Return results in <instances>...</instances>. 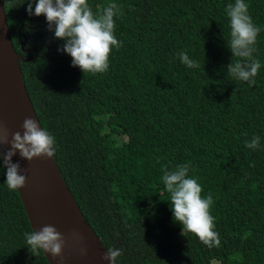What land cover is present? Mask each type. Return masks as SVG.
I'll list each match as a JSON object with an SVG mask.
<instances>
[{"label": "trees", "instance_id": "16d2710c", "mask_svg": "<svg viewBox=\"0 0 264 264\" xmlns=\"http://www.w3.org/2000/svg\"><path fill=\"white\" fill-rule=\"evenodd\" d=\"M29 2L38 0H3L14 49L34 54L22 51L25 37L37 51L20 62L27 92L55 137L63 180L104 246L120 251L117 264H264V0H245L261 29L254 86L227 74L240 59L227 45L235 0H88L94 13L122 6L114 35L123 45L97 74L72 65ZM181 51L199 68L181 63ZM254 136L257 150L245 146ZM189 162L202 197L213 196L219 247L173 219L162 176ZM5 181L0 167V264H49L25 245L32 229Z\"/></svg>", "mask_w": 264, "mask_h": 264}, {"label": "clouds", "instance_id": "9594fccd", "mask_svg": "<svg viewBox=\"0 0 264 264\" xmlns=\"http://www.w3.org/2000/svg\"><path fill=\"white\" fill-rule=\"evenodd\" d=\"M121 7L113 2L107 4L102 12L94 13L88 0H38L34 9L33 3H28L27 12L30 16L46 17L49 31L54 32L55 38L65 41L59 51L72 57L73 66H79L85 74H97L108 71L112 50H119L123 45L114 35V17L122 15ZM248 9L249 5L245 0H235L234 4H229L226 8L230 23L227 45L233 57L240 58L236 61L232 59L227 66V74L234 80L254 86L261 63L254 58L253 53L256 51L257 36L261 29L253 23ZM178 57L188 68L200 66L186 51L179 52ZM22 127L23 133L15 132L9 141L7 130L0 126V145H11L6 153L0 149V167L6 169L5 183L10 191L24 187L27 180L26 175L21 174V165L12 162L17 150L22 158L29 161L41 156L51 158L56 153L55 137L47 129L41 128L36 119L25 118ZM245 146L251 150L259 149L260 137L254 136L251 141H245ZM190 168L189 162L176 165L173 170H165L163 173L162 180L170 194L168 201L173 219L183 225V235L190 232L208 248L219 247L221 240L214 230V217L210 214L213 196L208 193L206 197H202L203 190L197 178L188 176ZM24 238L25 245L32 254L39 256L41 251L50 253L52 257H59L63 264L66 239L55 226L45 225L39 231L25 232ZM81 252L86 254V249ZM120 255L119 250L109 248L103 259L110 261V264H117Z\"/></svg>", "mask_w": 264, "mask_h": 264}, {"label": "water", "instance_id": "95a60500", "mask_svg": "<svg viewBox=\"0 0 264 264\" xmlns=\"http://www.w3.org/2000/svg\"><path fill=\"white\" fill-rule=\"evenodd\" d=\"M23 25L43 28L42 25ZM25 43L24 37L21 42L22 51L30 50L34 53L26 58L13 47L3 0H0V126L7 130L9 141L15 132L23 133L25 118L36 119L40 124L20 68V62L34 59L37 51L34 47L24 48ZM10 147V143L0 145L4 153ZM12 162L19 163L21 174L27 177L26 185L17 192L31 229L39 231L45 225H52L65 237L63 264H110V261L103 259L108 249L84 217L61 176L54 156H41L29 161L22 158L17 150ZM82 249H86V254H82ZM44 255L49 264H61L59 257H52L50 253Z\"/></svg>", "mask_w": 264, "mask_h": 264}, {"label": "flooded vegetation", "instance_id": "af4514ba", "mask_svg": "<svg viewBox=\"0 0 264 264\" xmlns=\"http://www.w3.org/2000/svg\"><path fill=\"white\" fill-rule=\"evenodd\" d=\"M28 48V47H27ZM30 50H27V51H23V52H29Z\"/></svg>", "mask_w": 264, "mask_h": 264}, {"label": "rangeland", "instance_id": "374dc122", "mask_svg": "<svg viewBox=\"0 0 264 264\" xmlns=\"http://www.w3.org/2000/svg\"><path fill=\"white\" fill-rule=\"evenodd\" d=\"M133 136V138H135V136L134 135H132Z\"/></svg>", "mask_w": 264, "mask_h": 264}]
</instances>
